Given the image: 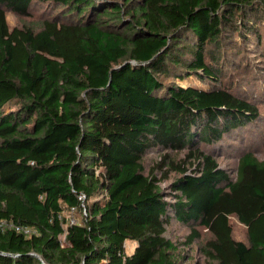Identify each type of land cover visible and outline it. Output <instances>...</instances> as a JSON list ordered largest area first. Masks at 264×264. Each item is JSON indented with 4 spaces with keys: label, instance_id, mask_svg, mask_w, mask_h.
Wrapping results in <instances>:
<instances>
[{
    "label": "trees",
    "instance_id": "1",
    "mask_svg": "<svg viewBox=\"0 0 264 264\" xmlns=\"http://www.w3.org/2000/svg\"><path fill=\"white\" fill-rule=\"evenodd\" d=\"M261 25L264 0H0V264H186L203 231L213 264H264V158L216 157L260 117L224 77Z\"/></svg>",
    "mask_w": 264,
    "mask_h": 264
},
{
    "label": "rangeland",
    "instance_id": "2",
    "mask_svg": "<svg viewBox=\"0 0 264 264\" xmlns=\"http://www.w3.org/2000/svg\"><path fill=\"white\" fill-rule=\"evenodd\" d=\"M44 8L39 10L38 14L43 13ZM37 14V15H38ZM7 22L10 28L15 26H20L23 22V18L15 15L12 12H7ZM262 34L264 36V25H261ZM240 42V41H239ZM264 43V40H263ZM242 45V43L240 42ZM264 46V45H262ZM230 51L238 52L240 54H228L229 58L235 57V61L240 65L239 68L234 66L227 67V72H225L224 82L228 83L230 80L233 81L232 86H240L242 92L241 94H247V99L255 103L260 110V117L255 122L254 127L246 128L241 130L239 133L231 138L225 139L220 145V148L216 151V157L222 168L227 170L231 176L236 175L237 165H238V155L241 152L253 149L256 156L259 158H264V148L262 144V139L260 133H264V47L258 48L254 43H248L242 45V48H232L229 47ZM228 61V59L226 60ZM248 64V66H245ZM194 80V79H193ZM192 80V82H193ZM239 83V84H238ZM259 90V91H258ZM261 91V92H260ZM185 153H170L171 157L176 161H182ZM161 160V153L158 151L150 152L145 160L144 167L146 172L155 171L158 178L162 177L163 173L160 170H156L157 164ZM177 177L176 173H170V180L163 182L162 186H166L169 182ZM233 238L238 241H243L248 243V233L246 227L241 224L235 217L231 218ZM190 230L188 227L173 221L168 228V236L172 238L175 242L183 244L186 237L189 235ZM208 237L207 233L203 231V238L201 241L196 242L192 247L188 248L185 245H181L180 250L184 254H190L192 260L186 262V264H213L211 261L207 260L204 256H201L197 251L199 244L203 243L204 239ZM136 244L127 242L126 252L131 254L135 248Z\"/></svg>",
    "mask_w": 264,
    "mask_h": 264
},
{
    "label": "built area",
    "instance_id": "3",
    "mask_svg": "<svg viewBox=\"0 0 264 264\" xmlns=\"http://www.w3.org/2000/svg\"><path fill=\"white\" fill-rule=\"evenodd\" d=\"M84 199V196L80 197V200ZM75 208H72L68 213H67V220H68V225H74L78 222L76 216H75ZM86 213V212H85ZM10 227H14L16 229V231L19 232H23L26 235H30L33 233V230H31L30 228L27 227H22V226H18V225H10ZM65 235L63 236V240H65ZM43 264H46L43 262Z\"/></svg>",
    "mask_w": 264,
    "mask_h": 264
}]
</instances>
